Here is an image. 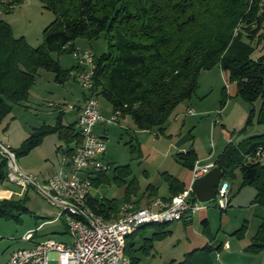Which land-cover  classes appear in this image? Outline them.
<instances>
[{"label":"trees","instance_id":"obj_1","mask_svg":"<svg viewBox=\"0 0 264 264\" xmlns=\"http://www.w3.org/2000/svg\"><path fill=\"white\" fill-rule=\"evenodd\" d=\"M39 1L54 13V18L43 28L42 43L37 46H32L24 36H15L11 25L0 16V124L10 111L11 102L27 99L39 68L52 71L56 81L64 82L77 66L65 70L59 55L71 52L78 37L91 40L101 34L108 45L99 55L94 52L93 91L118 116L130 114L138 129L165 131L176 107L195 91L199 72L215 64H220L230 80L236 82L237 95L251 104L242 129L253 122L264 124V0ZM258 47L263 49L253 56ZM55 108L60 112L56 124L43 125L27 136L14 148L17 157L37 145L47 132L59 133L65 140L67 155L81 142L77 120L63 123L64 111ZM174 156L190 169L198 159L193 147ZM214 165L224 171L222 178L226 180L225 174L234 179L239 170L240 187L253 186L255 201L264 205V132L250 135L237 144L227 143ZM109 169L120 182L126 181L131 173L129 163L110 164ZM106 171H98V175ZM5 173V165L1 163L0 184L6 180ZM162 177L170 192L165 200L185 189L184 183L170 173L164 171ZM104 179L92 178V184ZM131 186L135 188L134 178ZM153 188L151 183L146 187V198L156 194ZM130 200L127 195L125 201ZM27 201L26 192L20 197L0 198V218L18 219L27 210ZM133 202L136 207L142 206L139 200ZM88 203L105 217L115 216L119 211V203L112 197L89 196ZM165 224L168 223L146 224L126 236L124 253L133 264L139 259L137 250H147L155 237L167 232L163 229ZM147 226L160 228L150 237L140 235ZM245 227L246 224L234 234L242 236ZM257 230L248 245L253 250L264 247V216ZM139 235L143 242L136 247ZM212 251L206 244L185 252L180 260L169 264H211Z\"/></svg>","mask_w":264,"mask_h":264},{"label":"rangeland","instance_id":"obj_2","mask_svg":"<svg viewBox=\"0 0 264 264\" xmlns=\"http://www.w3.org/2000/svg\"><path fill=\"white\" fill-rule=\"evenodd\" d=\"M15 6L3 14L12 28L15 36H24L32 46L42 43V30L54 18V13L45 7L39 0H18ZM107 41L103 34L91 40L85 37H78L75 46L90 48L99 55L107 49ZM264 47V46H263ZM263 48H256L253 56L260 53ZM57 57L55 54H53ZM60 65L67 71L76 64V58L72 52L66 51L59 55ZM68 75L64 82L56 81L52 71L39 68L35 74L34 82L29 89L28 97L20 103H12L10 111L4 116L0 124V139L9 143L13 148H18L21 142L30 134L41 128L43 125H55L59 115V109L50 105L58 103L64 111L63 120L71 123L77 120L76 112L69 107L77 104L84 98L88 90L76 79ZM99 102L106 110V100L99 97ZM187 105L193 108L192 114H187ZM258 108V104L255 106ZM251 110V104L237 95L236 82L230 80L228 72L224 71L220 64H215L209 69H203L198 75V85L186 101L181 102L169 118V124L165 131L160 132L156 128L152 130L138 129L130 114L119 117L118 120L105 122L108 128L106 138V163L113 166L130 164L131 173L126 181L120 182L114 178L111 169L107 170L108 178L94 184L93 193L97 197H115L119 204H123L127 195L133 200L136 196H142L145 188L151 182L156 186L157 193L167 195V183L163 180L162 173L167 169L185 172L190 170L180 163L172 154L170 144L179 138L187 137L183 148L192 143L197 156H212L216 159L220 151L227 143L237 144L240 140L250 135L264 132V124L253 122L246 129L243 128L246 118ZM255 116H253V121ZM65 145V140L58 132H47L42 135L41 141L32 147L26 154L18 156L19 166L26 172L39 174L40 177L50 170L53 164L59 162V147ZM170 151V152H169ZM110 161V162H109ZM112 161V162H111ZM26 162L29 168H25ZM57 167V166H56ZM177 167V168H176ZM240 176L239 170L236 171ZM229 183L236 185L237 180L224 175ZM134 178V186L129 187L130 181ZM3 187L18 189L16 183L5 180ZM130 191L128 193V191ZM236 191V188H234ZM233 194V192H232ZM31 211L41 213L44 216H51L52 212L45 205L43 199L37 195H31ZM209 214L212 225L219 227L221 216L225 215L224 210L209 204ZM34 217H31L32 226ZM197 219V217L195 216ZM41 219V218H40ZM46 219V218H45ZM234 224H231V226ZM194 225H184L181 222H171L164 225L173 228V233L167 231L166 236L155 237L154 252L146 256L141 250L143 259L140 264H153V254L164 259L170 257L181 258L183 251L187 249V235H192ZM53 237L70 242L71 238L64 233L65 226L59 221L51 226ZM220 232V231H219ZM169 233V234H168ZM223 233L220 232V235ZM20 228L12 220L0 218V264L7 254L13 249L23 247L26 244L19 240ZM180 240V241H179Z\"/></svg>","mask_w":264,"mask_h":264},{"label":"built area","instance_id":"obj_3","mask_svg":"<svg viewBox=\"0 0 264 264\" xmlns=\"http://www.w3.org/2000/svg\"><path fill=\"white\" fill-rule=\"evenodd\" d=\"M18 0H1L0 16L14 7ZM76 58V68L71 72L77 81L88 90V94L78 109L77 124L82 140L70 155L65 154L58 169L42 179L37 174L24 171L18 164L15 149L0 139V164L6 168V180L12 181L27 190L32 186L43 199L56 209V216L67 218L70 242L46 237L29 247L13 249L5 264H133L124 253L126 236L141 226L151 223H171L189 220L193 214L205 209L209 204L223 210L231 199L229 181L220 178L215 196L207 201L193 197V179L205 174L214 166L213 162L200 164L196 161L191 169L190 186L165 200L154 197L148 204L136 207L134 202L126 201L119 207L118 214L105 217L94 211L88 203L92 187V175L105 171L110 164L103 160L106 140L94 131L101 121L111 122L118 114L113 112L105 118L101 112L97 94L93 91L95 73V53L90 48L75 46L71 51ZM59 107L58 103H50ZM69 107H73L70 105ZM193 108L186 110L192 114ZM4 194L0 193V198ZM32 236V230L24 234Z\"/></svg>","mask_w":264,"mask_h":264},{"label":"crops","instance_id":"obj_4","mask_svg":"<svg viewBox=\"0 0 264 264\" xmlns=\"http://www.w3.org/2000/svg\"><path fill=\"white\" fill-rule=\"evenodd\" d=\"M83 95H84L83 100L79 101L77 104H74L72 107V109L76 112V116L78 115V109L80 108L81 104L85 100L86 93H84ZM105 106H106L105 107L106 110L104 108L102 109V107L100 105L101 112L105 118H108V116L112 115L113 109L108 103ZM189 107L190 106L187 105V108H189ZM63 114H64V112H63ZM125 115L126 114L118 116L116 120H118L119 117H121V116L124 117ZM61 119H62L63 123H65L63 118H61ZM104 124H105L104 121L98 122L94 126V131H96V133L98 135L104 136L105 140H106L107 134H108V128ZM165 128H167V127H165ZM186 139H187V137L179 138L178 140H175V142L170 144L169 150L172 152L174 150V147H176V152H178V151H181V150L184 151L190 147H193L192 143H190V145L188 147L183 148L184 143H186V141H185ZM65 148H66L65 145H62L59 147L60 157H59L58 164L57 165L53 164L52 170H50L48 173L42 175L41 177L39 174H37L40 178L45 179L58 169L59 165L62 162V158L65 155V152H64ZM176 152L174 151V153H172V154L175 155ZM105 157H106V154H104L103 159H105ZM197 161H199V163L203 165V164L210 163V162L214 163L215 158L213 159L212 156L202 155V156L198 157ZM23 166L25 168H29V165L26 162L23 163ZM164 171L170 173L171 175L177 177L180 181H182L185 185V188L190 186L191 169L190 170L188 169L185 172H180V173H179V171H175V169H173V170L167 169ZM107 176H108L107 171L104 175H102V174L98 175V172H95L92 175V178L93 179L96 178L97 180H101L103 178H108ZM234 179L237 180V182H236V185L233 182L230 183V186H231L230 203L226 209H223L225 211V215L221 216V218H220L221 223L219 224V227L217 229H215V227L212 225V220L210 219V214H209V210H208L209 206L205 209H201V210L196 211L193 214L192 218L189 220H180V221L178 220V221H176V222H181L184 225H186V224L189 226L194 225L193 227L195 228L194 231H192V235H187L188 241H186V244L188 247L185 251H183V254L185 252L191 251L194 248H198V247H201L203 245L208 244L213 248V251L211 253V258H210L212 261L211 264H263V262H264V247L261 249H258V250H253V249L248 248V245L250 244L253 235L256 233V231H258L257 229L259 228V225H260L262 218L264 216V205L255 201L254 198L256 195V190L253 186L244 185V187L243 186L240 187V176H238V174H236V177ZM166 185H167V189H168L167 195L158 194L156 186L153 185L154 186L153 189H155L156 194L152 195L150 198H146V195L148 193V190H147L146 193H145V191L143 192L142 196H136L133 200H130V201L133 202V201L139 200V203L141 205H146L148 199L152 200L156 196L168 198L170 196V192H169L168 184H166ZM93 188H94V184H92V187L90 189V194H89L90 197H93L95 199L108 198V197H97L93 193ZM234 188H236V191L234 190ZM153 189H152V191H153ZM25 192L27 193V196H28V201L26 203L27 210L25 212H23L18 217V219H9V220L14 221L19 226V228H20L19 240L24 241V243L26 244L23 247L32 246L36 242H38V241H40L46 237H53L52 234H54V232H56V231H54L53 229H50L49 226H51V225H53L59 221L63 222V225L65 226L64 233L68 234V228L66 225L67 224L66 216L62 215V216L57 217L56 216V212H57L56 209L54 207L50 206L43 199V197L34 188H32V186L29 187L25 191H21L20 187L18 189H12V188H8V187H3L2 183L0 184V193L4 194V196H2L1 198L20 197ZM232 192H233V194H232ZM32 194L37 195L43 199V201H44L43 205H45L52 212L51 216L47 217V216L42 215L41 213H38V212L33 213L31 211V207L29 206V204L31 203V200H32L31 199ZM112 198H115V197H112ZM120 206H121V204H119V207ZM32 216L34 217L33 218L34 219L33 220L34 221L33 226L31 223V217ZM195 216L197 217V219L195 218ZM2 219H4V218H2ZM4 220H7V219H4ZM231 224H234V225L231 226ZM244 224H246L244 233L242 236L238 237L237 235L234 234V232L237 229L241 228ZM159 228L160 227L156 228L155 226H147L145 229H143L141 231L140 235L145 236V237H150L152 235V233L154 232V230H157V229L159 230ZM173 229H174V227L173 228L172 227L167 228L166 231H168L169 233H173ZM29 230H32V236L29 238H25L24 234ZM219 231L222 232L223 234L220 235ZM166 233H164L162 236H159V237L163 238L164 235H165V237H167L168 235L166 236ZM140 235L137 238L136 247H138V246L140 247V245L143 242ZM53 238H55V237H53ZM155 242L156 241H154V242L152 241V246L144 251L146 256H149L150 254L154 253L155 251L158 252V249L155 248L156 247ZM183 254H182V256H183ZM8 255L9 254H7V256ZM136 255L139 257L138 262L136 264H140V262H142V259H143V254H141V250H137ZM7 256L1 262V264H5ZM153 257H154L153 258V261H154L153 264H169L172 260L178 261L182 258L181 257V258L177 259V257L173 256V257L164 259L163 256L160 255V257H157L155 254H153Z\"/></svg>","mask_w":264,"mask_h":264},{"label":"water","instance_id":"obj_5","mask_svg":"<svg viewBox=\"0 0 264 264\" xmlns=\"http://www.w3.org/2000/svg\"><path fill=\"white\" fill-rule=\"evenodd\" d=\"M224 171L214 165L205 174L193 179L191 190L199 201H207L212 199L219 185L220 178L223 177Z\"/></svg>","mask_w":264,"mask_h":264}]
</instances>
